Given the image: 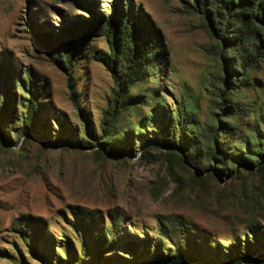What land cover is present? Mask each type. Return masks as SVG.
Segmentation results:
<instances>
[{
  "label": "rangeland",
  "instance_id": "374dc122",
  "mask_svg": "<svg viewBox=\"0 0 264 264\" xmlns=\"http://www.w3.org/2000/svg\"><path fill=\"white\" fill-rule=\"evenodd\" d=\"M117 4V0H0V69L21 76L30 70L48 93L41 92L38 98L46 103L40 120L47 124V133L25 134L30 138L22 140L23 135L14 137L0 128V264L164 260L174 248L161 231L168 233L174 219L188 226L186 253L192 259L188 264H222L228 253L243 252L245 239L209 215L215 207L202 193L220 184L208 175L215 172L204 170L201 190L192 167L181 161V152L176 149L178 155H171L154 146L153 139L180 102L192 117L188 125L192 134L206 126L212 110L219 113L213 107L228 68L217 45L219 37L207 30L191 1L120 0L118 10L128 13L131 8L158 34L164 54L151 77L128 88L130 94H142L145 99L120 117V130L130 134L120 138V146L114 149L118 154L96 153L101 147L87 135L73 100L79 98L98 136L114 84L97 56L109 52L105 23L116 17ZM73 26L81 35L80 43L72 36ZM56 35L62 46L74 47L77 60L71 72L54 54ZM248 80L242 92L246 114L236 125L238 133L246 136L255 126H263L256 121L264 116V58ZM15 92L24 94L21 89ZM14 110L20 111L19 107ZM54 116L65 120L77 138L54 145L59 132ZM219 117L231 127L224 115ZM87 211L98 219L82 234L72 212ZM116 216L119 230L110 239L106 232L110 218ZM25 222L46 228L34 226L38 234L34 245L21 238L18 228ZM104 239L106 243L98 246L97 241Z\"/></svg>",
  "mask_w": 264,
  "mask_h": 264
},
{
  "label": "trees",
  "instance_id": "16d2710c",
  "mask_svg": "<svg viewBox=\"0 0 264 264\" xmlns=\"http://www.w3.org/2000/svg\"><path fill=\"white\" fill-rule=\"evenodd\" d=\"M189 1L207 30L219 37L217 45L228 68V75L221 82L213 107L219 113L211 109L213 117L210 116L200 133L192 134L188 130L192 117L185 103L180 102L174 116L165 125L162 124L161 132L153 139L154 146L167 149L171 155H178L176 149L181 152V161L192 167L193 179L201 190L205 186L204 170L208 168L215 172L208 175L217 181L219 179L220 184L213 189H204L202 193L215 207L209 215L226 223L232 232L245 239L243 252L236 249L233 254L228 253L222 264L261 263L264 261V116L256 121L257 124L262 123V128L255 126L247 136L239 134L237 126L246 114L242 92L248 86V74L264 58V0ZM117 2L116 17H109L105 23L104 36L109 52H100L97 56L98 61L111 73L114 84L99 121L98 136L88 113L80 107L79 98L73 100L86 123L87 135L92 143L101 147L96 153L105 151L111 156L118 154L114 149L120 146V138H127L130 134V130L119 128L121 115L141 105L145 99L142 94H130L128 88L151 77L157 61H161L164 54L158 34L143 17L139 13L135 15L129 7L128 13L118 10L120 0ZM72 31L75 34L72 33V36L80 43L81 35L74 26ZM56 39L57 46L52 47L54 54L61 59L62 67L71 72L77 60L75 52H72L74 47L66 44L62 46ZM60 45L67 54H62L63 51L58 47ZM68 88L72 93L71 84ZM18 89L23 91V96L16 94ZM41 92L48 95L35 81L30 70L21 76L18 72L10 73L0 69V128L12 132L14 137L15 133L23 135L22 140L30 138L25 134L33 137L37 133H47V124L40 120V112L46 107L45 102L38 100ZM15 107H19L20 111L16 112ZM219 115L231 121L230 128L228 123L226 126L221 122L222 117ZM54 118L59 126L56 136L58 142L54 145H62L64 141L77 138L74 129H70L65 120L57 116ZM72 215L82 234L98 219L92 211L72 212ZM109 224L106 233L110 239H114L119 230L120 218H110ZM34 226H38V230H46L43 224L30 226L25 222L19 225L21 238L26 244L34 245L37 242L38 234ZM21 228L24 230L21 231ZM187 230L186 223L174 219V225L168 233L161 231L164 240L174 248L173 252L168 250L164 260L145 264L192 263L186 253ZM236 240L240 241L238 237ZM104 241H97L98 246L104 245L107 239ZM156 253L158 255L159 251Z\"/></svg>",
  "mask_w": 264,
  "mask_h": 264
}]
</instances>
